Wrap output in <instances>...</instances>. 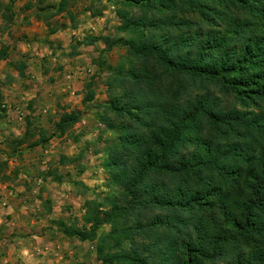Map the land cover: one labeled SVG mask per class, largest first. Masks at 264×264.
I'll return each mask as SVG.
<instances>
[{
    "label": "trees",
    "instance_id": "1",
    "mask_svg": "<svg viewBox=\"0 0 264 264\" xmlns=\"http://www.w3.org/2000/svg\"><path fill=\"white\" fill-rule=\"evenodd\" d=\"M124 1V35L87 38L128 47L105 82L124 203L104 221L150 241L135 264H264V0Z\"/></svg>",
    "mask_w": 264,
    "mask_h": 264
},
{
    "label": "rangeland",
    "instance_id": "2",
    "mask_svg": "<svg viewBox=\"0 0 264 264\" xmlns=\"http://www.w3.org/2000/svg\"><path fill=\"white\" fill-rule=\"evenodd\" d=\"M59 1L0 0V58L14 64L12 74L0 67V175H9L0 179V264H135L127 257L150 241L123 235L131 217L125 225L103 219L112 204L124 203L107 167L119 134L101 116L115 117L105 82L128 47L107 50L96 40L85 78L76 77L75 57L85 33L123 36L120 12L138 9L124 0H72L71 20L67 12L54 15ZM71 113L78 119L67 126Z\"/></svg>",
    "mask_w": 264,
    "mask_h": 264
},
{
    "label": "crops",
    "instance_id": "3",
    "mask_svg": "<svg viewBox=\"0 0 264 264\" xmlns=\"http://www.w3.org/2000/svg\"><path fill=\"white\" fill-rule=\"evenodd\" d=\"M85 27H87V26H85ZM97 31H98V29L95 28L94 31H91V34L85 33L82 38L81 37L79 38L80 42L81 41H84V42L81 44V45H83L82 52H77V55L75 57V58H77V61H79V64L77 65L79 72H77L76 77L85 78L88 75V73L93 70V68L95 66V63L93 64V61H94V58L98 55V46L93 45V44H95V42L94 43L88 42L87 38L97 37L98 36ZM92 33H97V34H92ZM47 35H49L48 38L51 41H53L54 39H56L58 37V36H55V33H50V31L48 32ZM116 47L117 46H115L114 48H116ZM99 53H100V51H99ZM7 60H8V57L5 59L0 58V67L2 68V70H4L7 66H9V68H10L9 73L12 74L13 73V71H12L13 67L12 66H14V64L12 65V62L7 63L6 62ZM109 61H110V59H108V61H107L108 64H109ZM101 66H103V69L105 68L104 65H101ZM23 67H24V65H23ZM19 68H22V66H20ZM26 68H25V70H26ZM26 76H27V74H26ZM3 77L6 78V75L4 74Z\"/></svg>",
    "mask_w": 264,
    "mask_h": 264
}]
</instances>
